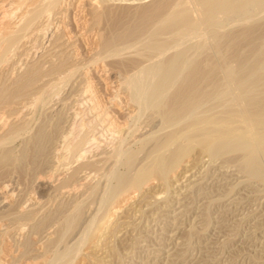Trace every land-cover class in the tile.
I'll use <instances>...</instances> for the list:
<instances>
[{
  "label": "bare ground",
  "instance_id": "bare-ground-1",
  "mask_svg": "<svg viewBox=\"0 0 264 264\" xmlns=\"http://www.w3.org/2000/svg\"><path fill=\"white\" fill-rule=\"evenodd\" d=\"M57 1L58 0H52L48 4L54 7L53 4H55ZM158 1L159 0L156 1L157 3L150 5V6L148 4H147L148 6L143 5L142 10H139L138 12L140 14V16H138L139 17L138 22L136 23L133 22L134 24L131 23V25L122 26L124 24H121L118 27L116 26V29L114 28L115 30L114 29H113L114 31L112 30L113 33L109 37L107 38L105 37L106 39L102 38V39H105L104 41H102V44L104 42L106 47L107 46L110 47L111 45L113 47L114 46L116 47L117 46L116 43L117 44L119 42L121 43V41L123 42L121 44L123 45L128 44V47H130L132 43H130V41L128 43H125L124 41L126 40L128 41L131 38L133 41L137 39V41H134L135 44L139 41L141 42L143 41L142 44H140L141 45L140 51L142 52L147 51L146 52L147 56L144 55V57L146 56L145 59L147 58V60L145 61L144 57L143 58L141 57L143 56L142 52H141L142 55L140 53H137L136 45L133 48L134 43L132 44L133 50L134 49L136 50V52L135 51L134 52L139 54L140 55L139 57L142 58V60H144L146 63H141L140 61H138L140 63L137 65L138 62L135 60L133 63H135L136 68L133 67L135 68L133 69L131 67L133 71L129 70L131 72H129V74H127L124 77V79L126 78V80L124 81L125 82L124 86H126V89L129 92V96H130L129 101H131L130 103H132L133 105V108L132 109L129 108L130 110L128 109L126 113L127 115V118H126L127 122H125L126 124H121V123L118 124L120 119L113 115L114 118L116 117L119 119L118 122L115 121L117 123L116 124L114 122L116 118L114 119L112 116L109 117V113L107 111H104V110H107L108 108L102 110L100 107L102 111H99L97 110V108H99L98 104H94L93 102L92 111H94V113L89 116H87L88 113H83L82 116L79 117L78 116L79 112L76 113L75 110L73 111V113H76V116L79 118H75L74 121L71 120V122L73 121V124H71V126L72 125L73 126L72 127L70 126L69 127L70 129L68 128L69 129L68 132L65 129L67 133L64 132V134H61V136L57 135L58 130H56L57 127L54 126L56 128H53V130H56L55 131L57 133L56 136L57 138L59 136L58 139H60V142L56 140L57 138L54 135V131L53 132L50 131L49 129H47L48 126L47 127H45V125L41 126L42 125L41 124L38 129L37 128L35 129V131L36 130L37 131L34 132L33 140L31 139L32 137L30 138L32 140L31 143H33L32 144L33 146L31 148L32 150L28 154L24 152V154L30 158L29 159L25 157L26 159L30 160V162L29 160L27 161L29 162V164L31 163L32 170H35V172L33 171V173H35V177H36L35 183H37L36 193H38L39 195L37 201L35 200L36 202L29 203L28 205L35 204V203H41L42 198L46 196V194H50V192L55 193L54 196L56 198L59 197L58 199L63 198L67 193L68 195H71L73 193L76 194V192L78 193L77 195H80V196L84 195L85 197L87 196L86 198L92 196L94 199L93 202L90 201L92 197L90 200L87 199L91 203V205L88 208L85 207L86 205H89V203H86L85 205V202H87L85 201L86 199L85 200L78 199V201L74 202L73 206L71 203H70L71 206H69L70 205L69 202H72V200L71 201L68 200L67 207H64L65 204L59 205L60 204L59 203L58 205L60 207L57 205L58 207L56 208V210H54L52 213L47 214L44 218H41L40 220H38L36 223V226H33L34 228L32 227L33 232H35L36 234L38 232L41 233L40 229L42 230V228L44 229L48 227L47 229H49L50 231L49 234L51 235V237L50 235H49V239L46 237L48 239L46 240L48 241L47 244L49 243L50 245V242L53 241L56 244L55 247L57 246L56 249L53 250V254L50 256V258L46 260V264H69L70 262L72 263L76 255H78L79 252L81 251L82 246L86 243L88 235L91 234V233L89 234L90 228L95 223L96 215L100 211L102 210L104 211L103 213L101 212L102 216L100 215L101 217H99L100 219H98V222L100 221L101 223L105 219L107 212H109L108 208L109 206L111 207V203H113V201L118 200L121 196L123 197L124 193L126 194L127 192L131 190H137V189L143 188L142 186L144 182H146V180L150 178L153 179L154 176L155 178L165 180L169 178L168 177L169 174L177 173V170L179 169V167L182 166L183 162L187 161L186 158L188 156H191L190 154L196 148H199L201 153L207 155L208 158H210V160L219 161V160H222L221 158L225 157L224 163H226V165L233 164L235 167H237L239 172L247 175L249 179H252V180L258 179L259 181H261V183H264V19L261 21L258 20V19L264 18V0H191V3L189 4L187 3V0H179L178 2H176L177 1L176 0L174 1L175 4L171 3L173 5H170V3L162 2L163 0H161V2H158ZM171 2L173 1L171 0ZM144 3H145V0H144ZM152 3H154V1ZM134 6L136 8V4ZM37 7L40 8L39 6ZM135 8L133 10H135ZM40 9H37V11ZM130 9H132V7ZM42 11L43 10L41 9V14H38V16L42 15ZM114 11L116 12V10ZM131 12L133 11L131 10ZM31 14L34 16V18H36L35 11L32 12ZM97 15L95 14V16ZM105 16H107V14ZM256 16L257 18L259 16L261 18L259 17L257 19ZM254 17L258 21H256V19L254 20ZM32 19L33 17L29 19L31 23L30 26L32 25V22H31ZM33 20L35 21L36 19H33ZM97 21L99 22V19ZM127 21H128V18L126 19V22L125 21L124 22L128 23ZM27 22L25 23L24 21V23L27 24L28 27H30ZM237 25H238L237 27L238 29L237 28L234 29V27H236ZM227 26H230V29H227L226 28ZM232 26H233V29H231ZM102 34L99 33L100 36ZM10 40H12V38ZM16 41L18 42V40ZM188 41L190 42L188 43ZM139 43H137V45ZM100 44H101V41H100ZM108 47L105 48L104 46V49H108ZM116 48H118V46ZM123 48L125 50L127 47L125 48L124 46ZM137 48L139 47L137 46ZM114 49L113 50L110 49V50L114 52L116 51ZM119 49L122 50V48H119ZM108 50H104V51H108ZM112 52L111 53L109 52V53L114 54ZM204 52H205V55L201 57L200 55L203 54ZM104 54L105 52H103V55ZM119 55L122 56V54H119ZM131 55L133 54H130V56ZM113 57L114 56H112V58ZM122 57L124 58V56ZM132 60L133 59H131L130 61L131 63H132ZM48 71L49 70H47V72ZM57 72L54 71L50 73L54 74ZM33 73H34V70H33ZM103 77L105 76L103 75ZM66 79L67 78H65V80ZM46 82H49V81H46ZM29 84H31V82ZM23 89L24 88H21V90H18V92H21ZM12 92L14 93V90ZM18 92L17 94H20ZM1 93L4 94V92H1ZM1 93H0V103L2 102ZM26 94L28 95V93ZM30 94H32V91ZM30 94L29 96H32ZM53 94L54 93H52V95ZM7 95H9V93ZM9 98H11V96ZM20 98H22L21 95H20ZM9 100H12V99H9ZM13 100L15 99L13 98ZM87 101H90V99L88 98ZM39 102H42V101H39ZM7 103L5 102L3 104H7ZM128 103L129 102H127V104ZM82 109H83V106H82ZM12 110H11V113H12ZM89 110L90 108L88 109V111ZM119 110L118 112L120 113L121 111ZM16 111H17V108H16ZM146 112L147 113L149 112V114L147 115ZM145 113H146L145 115L146 117L147 116L148 118L150 117L149 118L150 120L147 118L149 121L148 120L145 121V118H142V116ZM4 115L3 114L0 115V121L3 120L2 116ZM25 115H27V113ZM7 116H10V115H7ZM125 117L126 116H124V119ZM141 118L144 119V124H142L143 120H141ZM59 120L60 119H58L57 121ZM77 122L80 125V128L82 130L81 132L79 131L76 132L74 129L76 127ZM29 123L31 124V122ZM60 123L62 124V122ZM60 123L58 122V124ZM65 123L66 122H64V124ZM18 124H21V123H18ZM11 126L9 128V131L12 130ZM17 126H20V125H17ZM126 126L128 127L125 133L123 131H124V128H126ZM64 127L65 126H62L61 128H64ZM17 128L13 129V134H14V131L17 130ZM22 128H26V127L24 126ZM18 129H21V128H18ZM143 129H145V131H142ZM63 131L64 130H62V132ZM18 132H20V130H18ZM18 132H16V134ZM108 135H112L115 137H112L113 138L112 141L114 142V143L112 142V147L113 146L114 147L113 148L111 147L112 149L107 150L105 147V144H107L108 138L110 137V136L108 137ZM5 138H3V141H5L4 140ZM8 142L10 141L8 140ZM134 143H138V146L136 149L132 148ZM3 144L5 143L3 142ZM227 154L231 155V156L228 155V159L226 157ZM24 156L22 157L23 160H24ZM10 158H11V154L8 151V149L0 153V162L1 161L5 162L9 160ZM198 159L200 158L198 157ZM73 161L76 162V164L74 163V165H72L71 163ZM138 161L139 163L137 164ZM224 163L222 164L224 165ZM20 164H17V165H20ZM2 168L3 166L1 167V169ZM14 168H17V167H14ZM18 168H21V167L18 166ZM24 173L27 174V172H24ZM93 179H96V180H94L93 182L92 181ZM91 181H92V184L90 186H87L89 183H91ZM211 190L213 189L211 188ZM81 191H82V194H80ZM182 195L184 194L182 193ZM18 198H20V196H18ZM81 199H83V196ZM24 201L28 202L27 200H24ZM17 202L19 203L15 204V202H13L12 205L10 204L7 209L4 208V210L0 212V229H4L2 230V232H0V241L3 242L5 240L4 242H6V239L7 240L9 239L13 241L14 244L17 243V247L20 252V258L23 259V258H27L30 254V248H31L30 241L28 240L29 238L25 236V233L28 232L26 228L30 227V225L27 226L29 220L31 219L33 221L34 212L32 211L33 215L31 216L30 214L31 211L27 212L28 210H26L27 209L26 202H22V201L21 202L17 201ZM93 204L95 207H93ZM36 208L38 207H35L34 209V206H33V210H36ZM39 209H40V206H39ZM86 210H90L91 214L93 213L92 211L94 210L95 211L92 215L91 214L88 215L86 219L84 220L86 214L88 213V212L86 213ZM39 211H37V215L39 214ZM5 217L7 218V221L9 219V221L12 223L5 222ZM88 217L89 219H87ZM85 221H86V224L82 226V224ZM100 223L99 224L95 223V225L97 224V227H98V225L100 226ZM77 227L78 228L83 227V229L77 232L76 231ZM12 230H15L17 231V233H20L23 235V238L22 237L20 238L21 239L20 242H17V239L20 236H18L17 239L14 238V235L11 233ZM68 239L75 240V242L71 241L72 244H69ZM64 240H67V241H64ZM62 241L66 243L61 249L59 245L62 243ZM49 245H46V246H49ZM2 250L3 249L0 247V252H3ZM47 257L48 256H46V258ZM1 262L2 261L0 259V264Z\"/></svg>",
  "mask_w": 264,
  "mask_h": 264
},
{
  "label": "rangeland",
  "instance_id": "rangeland-1",
  "mask_svg": "<svg viewBox=\"0 0 264 264\" xmlns=\"http://www.w3.org/2000/svg\"><path fill=\"white\" fill-rule=\"evenodd\" d=\"M51 1L52 0H0V91L4 92V94L0 92L2 96V102L0 103V115L5 114L4 116H2L3 120L0 121V145L3 144V142L5 144L1 145L0 149L2 152L8 149L11 154V158L9 160L5 162L1 161L2 163L0 162V212H2L4 208L7 209L10 204L12 205L13 202H15V204L19 203L17 201L26 202L24 200L28 201L26 202V210H28L27 212L31 211V216L34 212L33 221L30 219L27 224V226L30 225L31 228H26L29 233H25V236L29 238L28 240L30 241L31 246L29 256L27 258L21 259L17 243L14 244L13 241L6 239V242H4L5 240L3 242L0 241V247L3 249V252H0V259L2 261L1 264H46V260L50 258V256L53 254V250L56 249L57 246L55 247L56 244L53 241L50 242V245L49 243L47 244L48 241L46 240L49 239L50 235V231L49 229H47L48 227L44 229L42 228V230L40 229L41 233L38 232L37 234L33 232L32 227L36 226L38 220L44 218L47 214L52 213L54 210H56L59 205L65 204L64 207H67L68 200H72V202H69V204L71 203L72 206L74 205L75 201H78V199H86L85 201L87 202L84 201L85 205L86 203H89V205L85 206L86 208L91 205L88 200H90L92 196L86 198L87 196L85 197L84 195H77V192L76 194L73 193L71 195H68L67 193L63 198L60 199H58L59 197L56 198L54 196L55 193L50 192V194H46V196H44L45 198H42V201L44 200L43 202L41 201V203H35L36 206L35 204L28 205L29 203L36 202L39 195L38 193H36L37 183H35L36 177L35 173H33V171L35 172V170H32L31 163L29 164L30 158L27 157L24 152L28 154L32 150L31 148L33 146V143L31 142L33 140L34 132L37 131H35V129H38L41 124V126H48L47 129H49L50 131H54V135L57 138V133V135L61 136V134H64V132L69 131V127L71 126V124H73L75 118H79L83 113H88L87 116L93 114V102L94 104H98L99 108H97V110L102 111L108 108L104 111H107L109 113V117H113L114 115L120 119V121L118 122L119 119L116 117L115 119L113 117L115 119H113L114 122L116 121L118 122V124H126V113L129 108H133V105L132 103H130L131 101H129V92L126 89V86H124V81L126 80V78L124 79V77L129 74V72H131L129 70H132L133 67L136 68L135 63H133L135 60L137 62L140 61L141 63H146L145 61L147 60V58L145 59V57L147 56V51H140V44H142L143 41H139L141 43L137 42L139 43L137 45V43H134V41H137V39L135 38H133L135 39L134 41L132 40V38L128 41L123 40L125 43H128L129 41L132 44L134 43L133 48L136 45L137 53L141 54L142 52V58L144 57V55H146L144 57V61L139 57V54L135 53L136 50H133L132 44L131 46L129 44L131 48L128 47V44H121L123 43L122 41L121 43L119 42L122 46L119 43H116L118 48H116L117 46L113 47L112 45L110 47L107 46L109 50H113L115 48L114 50L116 51L112 52L111 50L109 51L108 49H104V46L105 48L107 47L104 42V45L102 44V41H104L113 33V31L116 29V26L118 27L121 24H124L122 26L131 25V23L134 24L138 22V16H140L138 12L139 10H142L143 5L150 6L157 3V0H153L154 3H152V0H145V3L144 0H123V2L122 0H113V2L112 0H106L107 2L105 0H58L59 3L58 1L55 3L57 6L53 4L54 7H52V5L48 4ZM172 1L173 2H171V0H163L162 2L170 3V5L175 4L174 1L176 0ZM178 1L179 0H177L176 2ZM117 2L120 5H118ZM158 2H161V0H159ZM187 3H191V0H187ZM135 4L136 8L134 6ZM37 6H39L43 10L42 15L38 16V14H41V9ZM97 7H99L101 10ZM131 7L132 9H130ZM134 8L135 10H133ZM37 9H40L38 10L40 12H38ZM114 10H116V12ZM131 10L133 12H131ZM34 11L36 18H34V16L31 14ZM122 12H125V15ZM95 14L98 15L95 16ZM106 14L107 16H105ZM29 16L30 18L33 17V19H36L35 21L33 19L31 20V26ZM96 18L97 20L99 19V22L96 20ZM127 18V22L129 24L125 23ZM256 18L254 17V20ZM257 19L256 21H261L264 18L258 20ZM24 21L25 23L27 22L30 27H28V25L25 24ZM95 21H97L98 23ZM118 21L120 24L118 23ZM237 27L238 25L234 27V29H236ZM226 28L230 29V26H227ZM17 29L20 31H18ZM231 29H233V26ZM99 33L103 34L100 36ZM15 36L18 38H16ZM11 38L12 40H10ZM16 40H18V42ZM189 42L190 41H188V43ZM124 46L125 48L127 47L125 50L123 48ZM137 46L139 48H137ZM119 48H122V50H120ZM117 50L118 52H120L118 53ZM103 52H105L104 55ZM109 52H112L114 54H110ZM119 54H122L124 58ZM130 54L133 55L130 56ZM203 55H205V52L200 56L202 57ZM112 56L114 57L112 58ZM131 59H133L132 63L130 62ZM140 62H138L137 65ZM118 63L120 64V66ZM33 70L35 74L33 73ZM47 70H49L50 72H57L59 70L61 72L58 71L57 73L53 74L49 71L48 73ZM118 71L121 73H119ZM103 75L105 77H103ZM56 78H60L59 81ZM65 78L67 79L65 80ZM46 81H49L50 84ZM30 82L31 84L33 83L32 86L31 84H29ZM21 88L24 89L21 92H18V90H21ZM13 90L14 93L12 92ZM31 91L32 94H30ZM5 92L7 94L9 93V95H7ZM17 92L20 94H17ZM26 93H28V95ZM52 93H54L55 95H52ZM29 94L32 96H29ZM20 95L22 98H20ZM10 96L11 98H9ZM13 98L15 100H13ZM86 98H89L90 101H87ZM25 100H27L28 102ZM38 100L42 102H39ZM86 101L88 102V104ZM5 102L8 103L3 104ZM127 102L129 103L127 104ZM15 104L18 106H16ZM5 105L8 106L6 107ZM76 107H79V111ZM87 107L90 108L89 111V108ZM100 107L102 110L100 109ZM45 108H47L48 110ZM74 110L76 113L79 112V117L76 116V113H73ZM118 110L121 112L119 113ZM26 113L27 115H25ZM146 113L143 115L144 117L142 116V118H145V121L150 118H148V116H145ZM148 114L149 112L147 113V115ZM62 116H64L65 118ZM124 116H126L125 119ZM56 117L60 120L57 121L58 119ZM142 118V124H144V119ZM71 120L73 121L71 122ZM27 121L31 122V124ZM58 122H62V124L60 123V125L58 124ZM64 122L66 123L64 124ZM77 123L76 127L74 126V129L76 132H81L82 130L80 128V125L79 123ZM11 124L13 127L11 126ZM16 124L20 126H17ZM10 126L12 130L9 131ZM24 126L26 128H22ZM54 126H56L57 128ZM60 126L65 127L61 128ZM17 127L21 128L22 130L18 129ZM127 127L128 126L124 128L123 132L126 133ZM14 128H17V130H15L16 132L20 130V132L17 133L19 135H17L15 131L13 134ZM53 128H56V130H58L57 133L55 132L56 130H53ZM61 129L64 131L62 132ZM4 130L5 132L7 130L8 133H5ZM142 131H145V129H143ZM2 137H6L4 139L5 141H3ZM108 137V142L107 144H105L107 150L114 147H112V137L115 136L108 135ZM58 138L56 140L60 142V139ZM25 139H27L29 143ZM8 140L10 142H8ZM137 146L138 143H134L132 148L136 149ZM1 151L0 153H2ZM190 155L191 156H188L186 158L187 161L183 162L182 166L179 167V171L177 170V173L169 174V178L161 180L155 178L154 176L153 179L150 178L146 180V182H144L142 186L143 188L131 190L126 194L124 193L123 195L125 197L121 196L118 200L113 201V203H111V207L109 206L108 208L109 212H107L105 219L101 223L100 221L98 222V219H100L99 217L102 216L101 214L104 211H100L96 215L95 219V223H100V226L98 225L97 227V224L95 225V223L92 225L89 232V234H91L88 235L86 243L82 246L81 251L78 255H76L73 262H70L69 264H264V183H261V181H259L258 179H249L247 175L239 172L237 167H235L233 164L226 165V163H224L225 157L221 158L222 160L219 161L215 160V162L214 160H210L207 155L202 154L199 148H196ZM228 155L231 156L230 154H227V156L225 155L227 159ZM23 156L24 160L22 158ZM25 157L29 159H26ZM198 157L200 159H198ZM10 160L13 162H11ZM27 160H29V162ZM187 162L190 163L188 164ZM16 163L21 164L17 165ZM74 163L76 164V162L74 161L71 164L74 165ZM138 163L139 161L137 162V164ZM222 163H224V165ZM2 166L3 168L1 169ZM18 166H20L21 168H18ZM24 172H27V174ZM94 180L96 179H93L92 181L94 182ZM92 181L87 186H90L92 184ZM211 188L213 190H211ZM1 189L3 190V192ZM182 193L184 195H182ZM80 194H82V191ZM17 195L20 196V198H18ZM82 196L83 199H81ZM17 198L20 200H18ZM92 199L90 201L93 202L94 199ZM71 204L69 206H71ZM33 206L34 209L35 207H38L36 208L37 211L41 210L39 211L38 215L37 211L33 210ZM93 207H95L94 204ZM90 210H86V213H88H85L86 216L84 220L88 215L91 214ZM94 211L92 212L94 213ZM87 219H89V217ZM5 222L12 223L9 221V219L7 221L6 217ZM85 224L86 221L82 224V226ZM76 229V231L78 232L79 230L83 229V227H77ZM2 230L4 229H0V232H2ZM14 231L15 230H12L11 233L16 239L18 236H20L17 239V242H20V238H23V235L17 233V231ZM93 234L97 236L95 237ZM64 241H62V243L59 245L61 249L66 243ZM71 241L75 242V240H69L68 243L72 244ZM46 256L48 257L46 258Z\"/></svg>",
  "mask_w": 264,
  "mask_h": 264
}]
</instances>
